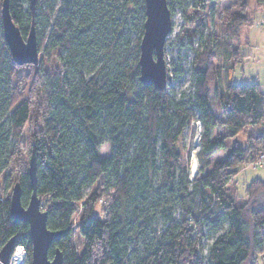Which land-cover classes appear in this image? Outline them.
<instances>
[{"label":"trees","instance_id":"16d2710c","mask_svg":"<svg viewBox=\"0 0 264 264\" xmlns=\"http://www.w3.org/2000/svg\"><path fill=\"white\" fill-rule=\"evenodd\" d=\"M176 1L185 14L188 3L199 12L229 0ZM7 2L23 39L33 24L38 50L45 44L53 62L38 68L26 90L16 92L12 79L17 70L35 66H16L0 39L6 63L4 70L0 66V86L9 84L7 91L0 89V118L7 117V127L0 125V176L13 165L19 167L14 184L20 186L25 206L32 192L28 170L34 155L36 194L47 214L46 226L60 233L48 258L58 249L63 264H264V180H252L244 199L230 190L240 165L262 153L264 129L247 135L245 147L233 145L222 159L210 161L227 141L264 125L259 85L233 84V67H228L225 84L210 96V39L203 60L191 65L188 94L168 83L163 90L140 83L144 0H35L33 10L29 0ZM256 3L264 8V0ZM168 8L172 16L171 5ZM138 15V38L132 42L128 25H136ZM232 15L225 28L236 42L248 21L243 13ZM185 17L192 22L195 16ZM234 47L229 61L237 56ZM97 50L103 53L101 66L95 68ZM182 73L178 69L177 74ZM34 112L40 116L39 126L26 164H21L22 131ZM194 123L201 131L197 169L190 176L179 142ZM106 143L109 154L102 157ZM93 186L95 191L84 195ZM101 198L105 206L98 216L93 209ZM79 204L81 254L71 242L72 217ZM12 237L15 246H23L30 264L28 226L13 221L5 198L0 201V247Z\"/></svg>","mask_w":264,"mask_h":264},{"label":"rangeland","instance_id":"374dc122","mask_svg":"<svg viewBox=\"0 0 264 264\" xmlns=\"http://www.w3.org/2000/svg\"><path fill=\"white\" fill-rule=\"evenodd\" d=\"M231 3H234V5L232 6ZM240 3H245V5L240 6ZM168 4L171 5L173 9V15L171 20L172 30L164 43L166 84L168 83L177 92H185V94L190 92L192 85L191 65L197 62L198 59L203 60L205 55L204 53H206L203 48L206 45L205 42L210 39L209 44H211L210 48L213 52L209 58L210 78L208 88L210 96L213 95V91L218 85L222 86L225 84L227 72L229 71L227 69L228 67H233V84H257L259 85L260 90L264 93V8L259 6L256 3V0H229L214 2L209 4L204 11L199 12L192 11L190 8L191 5L188 3L187 8L185 9V14L187 13L189 16L194 14L195 17L192 22L186 21L185 14L176 0H168ZM244 7L246 8L241 11ZM211 9L213 12L212 14L209 12ZM233 12L240 14L243 13L248 21L240 27L239 36L236 42L229 37L231 30L225 28V25L230 22L232 16H235L232 15ZM139 19L140 16L138 15L136 19H134L136 21V25L133 22L128 25L131 30L129 37L132 42L138 38L137 22ZM1 38L3 39L2 33H0V39ZM209 44L206 47H209ZM232 47H234V50L236 49L237 56L235 57L234 55H231L232 57L229 61V50ZM49 53L50 51L46 52L45 50V44H42L39 49L37 67H22L17 70L15 77L12 79V84L15 86L16 92L17 89H20L21 87L26 90L29 77H31L38 68L42 70L53 63L50 61L52 58L50 59ZM102 53L103 52H101V50H97V53L93 55L98 59V64L95 68L101 66ZM131 60L132 58H130V62ZM0 66L3 70L6 66L1 52ZM178 69H181L184 73L181 75L177 74ZM2 74L5 75V71H3ZM0 89L3 92L7 91L9 89V84H2ZM212 109L217 112L215 107L212 106ZM39 118V114L34 112L31 120L22 131V153L19 157V162L21 164L23 161L26 164L28 156L27 151L32 134L37 131H34V129L39 126ZM6 121L7 117H5V115L3 118H0V125L3 124L4 128L7 127ZM259 129H264V125L249 127L245 132L241 133L234 139L227 141L225 143V149L216 153L210 161L213 163L222 159L227 152V149L233 145L245 147L247 135L256 136ZM200 131V125L198 123H194L184 133L179 142L180 147L184 148L183 155L189 162V166L192 154L196 157V152L199 149L198 141ZM108 151L109 146L106 143L101 147L100 155L102 157L108 156ZM18 169L19 167L17 165H13L12 168L8 169L6 174L0 176V201H4L5 198L10 197L13 185L17 179ZM254 179L264 180V168L253 167L250 163L245 166L240 165L236 175L234 176L233 182L230 185L231 192L234 190L232 194L236 198L244 199L245 188ZM95 189L96 186L86 189L84 191V195L92 194ZM104 206L105 200L103 198L99 199L94 206L93 214L99 216L102 213ZM82 211L83 209L79 204L76 213L72 217L74 228L71 242L77 254H81L83 251V242L76 230V224ZM204 243L209 244L210 240H204ZM17 248H21L22 255L19 260H12ZM252 262L253 261H248L246 264H252ZM10 264H27L25 249L23 246H16L14 248L12 256L10 257Z\"/></svg>","mask_w":264,"mask_h":264},{"label":"water","instance_id":"95a60500","mask_svg":"<svg viewBox=\"0 0 264 264\" xmlns=\"http://www.w3.org/2000/svg\"><path fill=\"white\" fill-rule=\"evenodd\" d=\"M29 3L33 10L35 0H29ZM0 15L3 40L13 63L16 66H36L39 50L33 24L23 39L10 17L7 0H3L1 4ZM144 17L143 34L139 43V82L163 90L166 88L164 43L172 30V16L167 0H144ZM28 174L32 187L29 200L25 206L22 204L20 186L18 183L14 184L8 198L10 217L14 222H22L28 226L31 240L30 264H63L62 254L58 249L54 250L51 259L48 258L49 247L60 233L47 229V214L41 209L36 194L34 155L30 159ZM14 243L15 238L12 237L0 248V264H10V257L16 247Z\"/></svg>","mask_w":264,"mask_h":264},{"label":"bare ground","instance_id":"6f19581e","mask_svg":"<svg viewBox=\"0 0 264 264\" xmlns=\"http://www.w3.org/2000/svg\"><path fill=\"white\" fill-rule=\"evenodd\" d=\"M189 167H190L189 170H190L191 175L194 174L196 172V169H197V160H196V157L194 156V154H192V156H191V161H190ZM21 255H22L21 248H17L12 260H19Z\"/></svg>","mask_w":264,"mask_h":264},{"label":"built area","instance_id":"2783aa9c","mask_svg":"<svg viewBox=\"0 0 264 264\" xmlns=\"http://www.w3.org/2000/svg\"><path fill=\"white\" fill-rule=\"evenodd\" d=\"M250 164L253 165V167H263L264 168V149L262 153L260 154L259 158Z\"/></svg>","mask_w":264,"mask_h":264},{"label":"crops","instance_id":"0c3cea01","mask_svg":"<svg viewBox=\"0 0 264 264\" xmlns=\"http://www.w3.org/2000/svg\"><path fill=\"white\" fill-rule=\"evenodd\" d=\"M246 8V7H245Z\"/></svg>","mask_w":264,"mask_h":264}]
</instances>
